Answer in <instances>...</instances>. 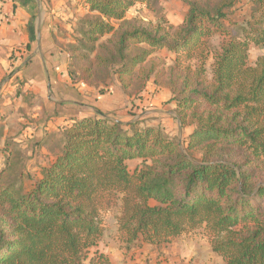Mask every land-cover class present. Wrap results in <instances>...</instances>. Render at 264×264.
Returning a JSON list of instances; mask_svg holds the SVG:
<instances>
[{"label": "trees", "instance_id": "obj_1", "mask_svg": "<svg viewBox=\"0 0 264 264\" xmlns=\"http://www.w3.org/2000/svg\"><path fill=\"white\" fill-rule=\"evenodd\" d=\"M239 1L214 11L189 2L181 25L128 18L149 0L85 1L68 47L72 81L97 89L116 76L132 100L152 82L170 91L181 128L192 132L182 144L140 119L76 120L21 196L9 158L0 165V264H110L92 250L117 206L127 247L204 230L226 264H264V55L250 63L252 47H264V0L231 23L225 10ZM129 161L138 162L133 172Z\"/></svg>", "mask_w": 264, "mask_h": 264}, {"label": "crops", "instance_id": "obj_2", "mask_svg": "<svg viewBox=\"0 0 264 264\" xmlns=\"http://www.w3.org/2000/svg\"><path fill=\"white\" fill-rule=\"evenodd\" d=\"M6 1L0 5V116H5L9 107L12 112L14 107L12 118H35L36 121L29 118L26 134L28 151L42 148L44 153H48L46 142L55 135L65 134V130L76 120L101 116L123 124L140 119L151 127H168L175 123L178 135L168 130L166 133L177 139L181 134L180 140L187 143L192 128H181L177 104L171 101L168 89L157 88L151 82L140 99L131 100L122 92L116 77L110 86L105 84L97 89L72 81L69 75L70 55L58 46L56 34L62 27L71 30L87 13L86 0H49V7L41 0ZM246 2L248 0L236 5L243 6ZM137 8L131 10L128 18L133 17L130 14ZM185 15L180 23L170 22L181 25ZM6 17L10 18L8 22ZM68 21L70 24H67ZM14 50L22 51L24 56L23 61L18 63L20 67L12 65L10 60ZM254 50L258 56L264 55V47H252V54ZM258 56L253 58L251 55L250 63H255ZM104 89L105 92L102 91ZM26 100H31V106L36 108H31L24 102ZM8 116L11 117V114ZM31 123H34L33 129ZM50 155L51 164L56 155ZM131 162L138 164L137 161H129L128 165ZM92 251L108 257L110 264H226L212 250L207 234L197 232L184 233L160 247L142 241L127 247L119 240L116 228L114 232L106 231L102 241Z\"/></svg>", "mask_w": 264, "mask_h": 264}, {"label": "rangeland", "instance_id": "obj_3", "mask_svg": "<svg viewBox=\"0 0 264 264\" xmlns=\"http://www.w3.org/2000/svg\"><path fill=\"white\" fill-rule=\"evenodd\" d=\"M41 1L44 5L48 7L50 6L49 0H41ZM221 1L222 0H149V4L147 6L137 5L138 7L137 10H135L132 15L130 14V16L131 17L139 16L147 22H154V23L158 22V20H160L161 18H166L169 22L171 21L172 23L176 24V23H180L184 15L187 13L189 2H197L198 4H200L201 7L205 6L209 8L211 11H214V8L219 6ZM5 3H7L6 0H0V5ZM239 3L243 4L244 0L243 1L240 0L239 2H237L238 5ZM251 3L252 0H248V2H246L243 6L235 5L231 8H227L225 10L228 16L227 21H230L231 23L234 22L243 23L247 19H250L252 11L253 9H255L254 5H252ZM74 21L75 20H73L72 22ZM67 24H70V21H68ZM76 27H78V21L76 22V25L73 28H71V30H67L65 29V27H62L61 30L58 29V32L56 34V42L58 46H60L62 49L66 50L67 52L69 50L68 48L69 45L74 42L73 40L76 37V29H77ZM219 40L220 39L217 36L212 37L210 39V45L214 47V45L218 44ZM21 53L22 51L20 50H16V51L14 50L12 52V56L10 58V60L12 61V65L17 64L18 67H20L18 63H20V61H23L24 58V56L21 55ZM257 54L258 53L254 50L252 57L254 58L258 56ZM159 57L167 58L168 63H171V61L174 59V56L167 52L160 53ZM212 63H213L212 58H210L206 63V67L208 70V77H211ZM113 79L107 81L106 85L110 86V84H113L114 83ZM116 79L118 80L117 77ZM102 91L105 92L106 89ZM30 101L31 100H26L24 102L28 104L31 108H36L34 106H31L32 102L30 103ZM13 112H14V107L12 112H11V108L9 107L7 109L6 114H4L5 116L3 117L0 116V123H3L0 124V165L2 168H5L8 159L14 157L13 161L16 165L15 168L17 169V173L15 174L14 177H16L17 179L14 178L12 180L15 181L16 179V185L19 190L18 195L21 196L28 192V190L32 186L33 181H37L38 179L41 178L42 170L46 168L44 164H47L48 166L50 165V159H51L50 154L53 155L55 154L56 156L60 154L65 140V134L61 133V135L60 134L55 135L53 139H51L49 142H46L45 146H47L48 148V153H44V151H42V148L41 149L38 148L37 151L34 150L33 152L28 151L27 148L28 136H26V134L28 132V128L30 125L29 118H31L32 121H34L35 118L26 117L23 118V120H19V118H12ZM8 114H11V117L8 116ZM20 114H22V112ZM33 124L34 123H31L32 129L34 128ZM145 126H149V125L145 124ZM156 128L162 129L164 135L166 136H168V134L166 133L167 130L171 131V133L175 132V135L176 134L178 135L179 132L178 127L175 123L168 125V127L162 125L161 127H156ZM184 133L186 134V131ZM180 138H182L181 134H180ZM180 138L178 140H180ZM179 142L184 144L182 142V139ZM136 166H137L136 162L134 163L131 162L128 165L129 170L131 172L135 170ZM119 215H120V209L118 206L113 207L109 212L105 213L104 219L106 224V231L114 232L116 230L117 218ZM194 232L205 233L204 230H198Z\"/></svg>", "mask_w": 264, "mask_h": 264}, {"label": "built area", "instance_id": "obj_4", "mask_svg": "<svg viewBox=\"0 0 264 264\" xmlns=\"http://www.w3.org/2000/svg\"><path fill=\"white\" fill-rule=\"evenodd\" d=\"M5 20L8 22L10 20V18L6 17Z\"/></svg>", "mask_w": 264, "mask_h": 264}]
</instances>
